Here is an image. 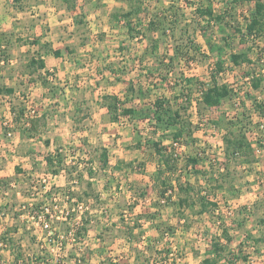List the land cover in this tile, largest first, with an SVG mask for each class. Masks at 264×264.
Listing matches in <instances>:
<instances>
[{"label": "rangeland", "instance_id": "obj_1", "mask_svg": "<svg viewBox=\"0 0 264 264\" xmlns=\"http://www.w3.org/2000/svg\"><path fill=\"white\" fill-rule=\"evenodd\" d=\"M230 2L136 1L141 12L133 20L132 37L121 17L132 8L128 0H79L75 11L63 0H0V33L8 34L0 50V86L16 90L14 95L0 93V264H16L18 252L20 264H202L206 259L264 264V119L254 109L255 102L264 104V36L247 35L254 3L234 9ZM208 6L215 15H225L221 23H208L198 11ZM165 11L173 14L172 22L176 13L179 24L188 25V36L202 49L190 63H170L174 48L187 45L179 29L175 35L169 29L164 37L147 31L153 16ZM46 44L62 50L63 69L42 51ZM240 52L252 63L234 65L231 54ZM37 54L47 69L31 73L28 64L40 58ZM218 60L224 63L218 81L235 97L207 109L202 90L211 85ZM253 76L263 79L260 90L252 88ZM40 78L51 86L44 87ZM108 95L128 98L127 106L139 114L111 122L103 107ZM158 98L188 107L185 119L195 129L192 137L178 140L177 171L164 175L158 172L154 144L172 151L171 134L179 127L162 138L151 117ZM21 113L23 119L16 123ZM63 114L78 122H60ZM244 115L251 121L248 137L255 162L226 167V126ZM54 116L59 122H53ZM34 123L29 137L24 129ZM103 148L109 151L105 168ZM58 151L66 158L65 169L54 174L55 164L49 166L46 157ZM196 155L202 161L187 167L188 157ZM222 172L230 176L219 188ZM163 178L175 186L169 204L161 203ZM178 180L188 189L181 190ZM202 191L217 204L214 214L201 212ZM66 195L82 198L84 208L66 202ZM181 198L187 200L184 207ZM67 208L72 220L57 219ZM41 213L55 216L46 220L50 229L38 220ZM83 216L91 223L86 237L77 241L71 234ZM214 244L222 248L219 255Z\"/></svg>", "mask_w": 264, "mask_h": 264}, {"label": "trees", "instance_id": "obj_2", "mask_svg": "<svg viewBox=\"0 0 264 264\" xmlns=\"http://www.w3.org/2000/svg\"><path fill=\"white\" fill-rule=\"evenodd\" d=\"M18 1V0H16ZM79 0H63V2L66 4L69 11H75L76 10V2ZM132 4V8L128 12H124L121 14V17L126 21V26L128 28V31L132 37H134L133 33L136 32L135 28L133 27V20L138 17V15L141 12V7H136V1L139 2L140 0H128ZM224 1V0H223ZM241 3H254L255 5V12L252 15V18L249 20V24L247 26V35L250 37H257L262 38L264 36V0H231L230 5L232 7L238 6ZM198 11L201 13L203 17H206L208 19V23L216 22L221 23L225 15H215V12L211 6H208L205 9H198ZM228 8L225 11V14H229ZM173 14H169L168 11H165L163 13L155 14L153 18L149 21V24L147 26V31L158 34L161 37H164L166 32L170 29L172 31V34L175 35V32L179 29L181 32V35L186 37L187 45L184 44L181 46H176L174 48V56L170 58V63H177L179 60H184L187 63H190L197 55H200L202 53V49L200 46H197L193 39H191L188 36V33L190 30H188V25L185 27L181 26L180 20L177 17L176 13L174 15L175 19L172 22L171 16ZM180 25V26H179ZM219 25V24H218ZM241 32V30H238ZM138 34H140L139 31H137ZM8 36L7 33H0V50L5 47L4 45V38ZM46 46L49 47V45L46 44ZM45 45L41 47L42 51L46 55H53L55 58L62 57V50L60 49H54L49 47L47 49ZM158 49V46L156 45L154 48V52ZM40 58L33 57L28 67L31 69V73H36L39 71H44L47 69V65L45 60L43 59L40 54H37ZM160 62V65H164L165 60L158 59ZM231 60L232 63L236 66H241L246 63H252L248 54L240 52L236 54H231ZM3 60L0 57V63H2ZM223 61L218 60L215 62V69L212 72L211 76V85L206 90H202V99L201 103L207 108L211 109L214 107L220 106L224 101L231 100L235 97V94L233 90L227 85V84H220L218 81V75L224 71ZM171 67V66H170ZM171 69V68H170ZM171 71V70H169ZM164 81L167 80V77L162 78ZM40 83L48 88L51 86L50 82L47 80V78H40L38 79ZM263 79L261 76H253L251 79V86L255 90H260L262 88ZM131 93L133 94L135 91L133 90L132 86H130ZM143 91L140 88V94ZM0 93L5 95H14L16 93L15 88H9L7 86H0ZM128 98L125 99V101L121 100L119 96L117 95H108L104 97V103L103 107L107 109L108 115L110 117V121L113 123H116L120 121L121 118H129L136 116L139 114V111L130 108L127 106ZM187 104H191L190 98L189 102ZM188 105V106H189ZM153 116H151L153 119L157 121L159 124L160 130H162V138L166 139V137L169 136L168 133H171L173 128L175 126H178L179 129L176 132H172L171 136L173 140H175L174 144L177 143L180 145L178 140L187 137H192L194 134L195 129H192V124L187 123L189 122L188 119H185V112L188 111V107H185L183 104H177V103H171L169 100H166L164 98L156 99L153 103ZM254 109L257 111L258 114H260L261 118L264 119V104L255 102ZM184 112V113H183ZM24 113H21L20 117H16V123L19 119H23ZM150 118V116H147ZM246 119H248V124L244 122ZM250 118L245 117L244 120H238L236 122H232L226 126L228 129V133L225 134L223 141H224V151H225V157L226 161L224 163V166H228V163H234L236 165H249L255 162V155H254V147L251 141L248 137V131H250L249 127L251 126V121H249ZM75 121V120H74ZM36 122V121H34ZM78 122V121H75ZM250 124V125H249ZM37 125V123L32 124L30 127L24 129V133H31L28 134L33 135L34 127ZM223 127H225L224 124H222ZM29 127V126H28ZM35 132V131H34ZM154 147L156 149V153L159 156L158 159V167H159V174H165L166 170L170 172H175L178 169V161L179 154L177 153V148L175 146H171L172 151H163L161 148V144H154ZM102 168L107 167L109 165V151L107 148H103L102 150ZM47 164L53 168L55 164V168L52 169V172L54 174L60 173L65 166L66 158L63 157L62 154L58 151V154L55 156L48 155L46 157ZM201 160V156L196 155L195 157H188L187 159V167H196ZM162 167L165 168V170H162ZM18 173H21V170L17 168ZM90 174H93L91 171ZM229 173L227 175L225 173H220V179L222 183L219 184V188L224 187L225 180L227 177H229ZM180 180H178V183ZM162 184L166 187L165 191H162V197L166 199V202L172 203L173 197H175V186L172 184H169V181L166 180V178H163ZM180 184V183H179ZM180 189H188V186H182L180 184ZM169 192V195H167ZM171 192V193H170ZM204 196L200 199V207L202 213H215V210L217 209V204L213 203L208 196H206L205 191H202ZM167 195V196H166ZM82 201V198H80V202ZM187 203V200L180 199L179 205L180 207H184V205ZM91 223V220L83 216L80 220V223L76 226L75 233H76V240L81 241L84 239L88 233V226ZM260 223L264 226V220H261ZM262 241H264V233L261 236ZM222 248H220L219 244H214V250L219 255ZM22 254L18 252L15 255V263L20 264L22 263ZM214 260L206 259L202 262V264H214Z\"/></svg>", "mask_w": 264, "mask_h": 264}, {"label": "built area", "instance_id": "obj_3", "mask_svg": "<svg viewBox=\"0 0 264 264\" xmlns=\"http://www.w3.org/2000/svg\"><path fill=\"white\" fill-rule=\"evenodd\" d=\"M175 145V147H178L179 146V144H177V143H175L174 144ZM171 193V192H170ZM66 202H68V203H71V202H74L75 203V207H76V209H78L79 211L80 210H82L83 208H84V204H83V202H80L79 200H75V199H72L71 198V196H69V195H66ZM161 203L162 204H165L166 203V199H163V200H161ZM53 205H54V207H56V209L57 208H59V204H58V199L57 198H54V203H53ZM46 212L49 214L50 213V209L49 208H46ZM60 216H57L56 218L57 219H61V220H63V221H67V220H72V216H71V210L69 209V208H67V210H63V209H61L60 210ZM53 217H55V216H53V215H50L49 217L48 216H46V215H44V214H39L38 216H37V218H38V220L39 221H42L43 222V224H44V229H50V225L46 222V220H47V218L48 219H51V218H53ZM81 220V219H80ZM80 223V221L79 222H77V225ZM52 233V232H51ZM72 236H76V233H75V230H72V234H71ZM74 236V237H75ZM56 236H48V240H50L51 242H53L55 239L57 240V237L55 238ZM74 240H76L75 238H74Z\"/></svg>", "mask_w": 264, "mask_h": 264}, {"label": "crops", "instance_id": "obj_4", "mask_svg": "<svg viewBox=\"0 0 264 264\" xmlns=\"http://www.w3.org/2000/svg\"><path fill=\"white\" fill-rule=\"evenodd\" d=\"M54 60L56 61V63H59L58 61H60V64H55V65H57L56 67H57V69H63L64 68V65H66V61H64L63 60V58H55L54 57ZM46 63H47V61H46ZM47 65V64H46ZM62 67V68H61ZM61 71V70H60ZM78 93H80V91L78 92ZM53 95H57L55 92L53 93ZM73 95L74 96H72V97H75V96H77V92H73ZM64 111H68V114H69V108L68 109H66V110H64ZM68 114H66V117H65V114H63L62 115V118H61V120H60V122H74V120L72 119V117H70V115H68ZM56 118V119H55ZM55 119V121H53V122H59V120H57V116H54L53 117V120ZM151 179H153V177L151 178Z\"/></svg>", "mask_w": 264, "mask_h": 264}]
</instances>
